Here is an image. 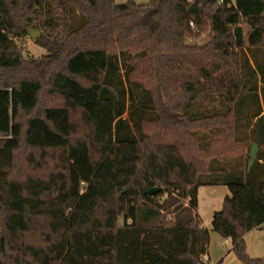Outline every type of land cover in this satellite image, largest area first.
<instances>
[{
  "label": "trees",
  "instance_id": "trees-1",
  "mask_svg": "<svg viewBox=\"0 0 264 264\" xmlns=\"http://www.w3.org/2000/svg\"><path fill=\"white\" fill-rule=\"evenodd\" d=\"M20 150L53 170L14 177ZM212 186L211 231L264 264V0H0V264H204Z\"/></svg>",
  "mask_w": 264,
  "mask_h": 264
},
{
  "label": "rangeland",
  "instance_id": "rangeland-1",
  "mask_svg": "<svg viewBox=\"0 0 264 264\" xmlns=\"http://www.w3.org/2000/svg\"><path fill=\"white\" fill-rule=\"evenodd\" d=\"M114 1L116 4L121 5L128 2V0ZM134 1H136L140 5H144L148 4L150 0ZM77 14L81 18V15L79 13ZM75 27H78V24L71 25V29ZM242 27L245 33V37H247L249 28L246 24H243ZM199 43L201 44L202 41L200 40ZM22 46L25 51L24 55L29 58L42 59L48 55V52L41 46L37 45L34 40H31L29 36L25 40L24 44H22ZM3 77L5 78V80L7 79V77ZM58 101L59 100L57 99H41L39 103V110L51 105H58ZM20 119L22 121L23 116H21ZM158 132V129H154L152 130V132L148 133L149 135L154 136L155 134H158ZM174 133V129L166 132L164 134L165 140L172 141ZM26 154L27 152L25 150H20L18 152L15 168L13 171L14 177L23 180L27 176L45 174L53 170L54 165L52 163V160H50V157L47 156L48 160L44 161V159L40 158L41 155H37V157L34 158V161L36 160L38 162V165H36V167H33V165L26 160ZM230 196L231 193L229 189L223 186L202 187L199 189L197 216L201 222L202 227L209 230L211 237L209 252L204 259L207 264H243L238 260L236 255L231 252V240H225L217 233L211 231L214 214L222 210L225 198ZM245 241L247 245V253L249 254V256L252 258H261L264 260V230H254V232L245 236Z\"/></svg>",
  "mask_w": 264,
  "mask_h": 264
},
{
  "label": "water",
  "instance_id": "water-1",
  "mask_svg": "<svg viewBox=\"0 0 264 264\" xmlns=\"http://www.w3.org/2000/svg\"><path fill=\"white\" fill-rule=\"evenodd\" d=\"M27 32L29 34V38L31 40H34L36 41L37 38L39 37V32L37 30H34L33 28H27ZM161 191L160 188H154V189H151L148 191V194L153 196V195H156L157 193H159Z\"/></svg>",
  "mask_w": 264,
  "mask_h": 264
},
{
  "label": "crops",
  "instance_id": "crops-1",
  "mask_svg": "<svg viewBox=\"0 0 264 264\" xmlns=\"http://www.w3.org/2000/svg\"><path fill=\"white\" fill-rule=\"evenodd\" d=\"M255 151H256V148L254 147V148H253V151H252V159H251V161H250L251 163L253 162V159H254V156H255ZM262 230H264V229L262 228V229L259 230V231H262ZM252 232H254V231H251L250 233H252ZM250 233H248V234H250ZM248 234H247V235H248ZM247 235H246V236H247Z\"/></svg>",
  "mask_w": 264,
  "mask_h": 264
},
{
  "label": "built area",
  "instance_id": "built-area-1",
  "mask_svg": "<svg viewBox=\"0 0 264 264\" xmlns=\"http://www.w3.org/2000/svg\"><path fill=\"white\" fill-rule=\"evenodd\" d=\"M204 259H205V258H203L202 262H203L204 264H207L206 261H205Z\"/></svg>",
  "mask_w": 264,
  "mask_h": 264
}]
</instances>
